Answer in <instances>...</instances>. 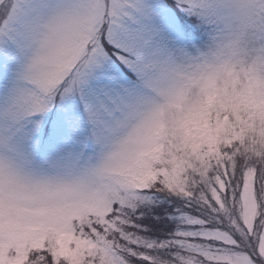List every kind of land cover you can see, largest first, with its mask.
Masks as SVG:
<instances>
[{
    "label": "snow or ice",
    "instance_id": "snow-or-ice-1",
    "mask_svg": "<svg viewBox=\"0 0 264 264\" xmlns=\"http://www.w3.org/2000/svg\"><path fill=\"white\" fill-rule=\"evenodd\" d=\"M0 264H264V0H0Z\"/></svg>",
    "mask_w": 264,
    "mask_h": 264
}]
</instances>
